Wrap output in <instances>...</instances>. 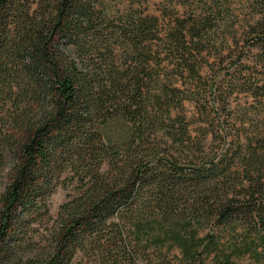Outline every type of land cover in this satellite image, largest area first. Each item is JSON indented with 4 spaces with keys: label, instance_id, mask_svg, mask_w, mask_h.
Returning <instances> with one entry per match:
<instances>
[{
    "label": "trees",
    "instance_id": "16d2710c",
    "mask_svg": "<svg viewBox=\"0 0 264 264\" xmlns=\"http://www.w3.org/2000/svg\"><path fill=\"white\" fill-rule=\"evenodd\" d=\"M118 1L0 0V264H264V131L227 128L221 87L237 69L203 73L241 28L264 48V0H193L173 28ZM185 104L213 131L194 137ZM117 117L132 134L106 144ZM65 184L78 195L44 228L49 249L25 256Z\"/></svg>",
    "mask_w": 264,
    "mask_h": 264
},
{
    "label": "rangeland",
    "instance_id": "374dc122",
    "mask_svg": "<svg viewBox=\"0 0 264 264\" xmlns=\"http://www.w3.org/2000/svg\"><path fill=\"white\" fill-rule=\"evenodd\" d=\"M197 1V0H196ZM193 4V6H191ZM134 5L135 8L143 10L146 14L150 16H157L160 19L161 27L170 23V28L175 26L176 18L180 17V19H188L192 14L189 13V10H185L184 6L190 9H195V4L193 0H119L118 7L120 9H126L127 7H131ZM240 5V3L238 4ZM245 13L248 11L244 8ZM243 19H249V16H240ZM245 23V22H244ZM246 25V23H245ZM243 30L240 29L239 38L242 42L238 48L231 47V49L225 50L223 55H220L221 49L218 48L215 52L212 51L213 56H207L209 62L206 64L203 73L209 72V74L213 77L214 75H219L220 79H225L229 77H234V70L237 69L240 74L237 75V79H231V82H224L221 91L223 93V99H221L222 103L227 106V114L230 113L229 124H227V128L230 129V133L236 134L240 133L242 139L245 135H256L260 134L261 130L264 131V93L259 90L258 86L260 83L256 82H264V53L261 47L255 45V43L249 38L245 40V38L240 37ZM216 55L218 60L214 58ZM224 62L223 66H220V63ZM163 73V72H162ZM229 73V74H227ZM226 75V76H224ZM216 76V77H217ZM178 79V78H177ZM174 81L173 84L175 86L180 87L181 89L184 87L185 83L189 84V81L183 83V79H178ZM256 80V81H254ZM185 81V80H184ZM251 81H254L251 83ZM216 87L219 86L220 82H216ZM184 94V93H183ZM185 95H188L185 92ZM213 100L210 99V102ZM208 102V103H210ZM204 102L202 106L213 107V104H208ZM216 107V106H215ZM177 109V108H176ZM203 109V108H202ZM232 112H229L230 110ZM183 113V124L190 125L194 130L193 136H197L200 134L204 135L206 130L209 132L213 131L211 126L212 117L210 119H205L204 115L201 116L195 108L190 107L189 104H185V108L179 110ZM226 115V113H225ZM245 121L246 131L242 130V123ZM209 123V124H207ZM103 139L106 144H121V142H127L130 138L132 131L131 125L128 121L117 117L109 120L102 128ZM206 135V134H205ZM244 136V137H243ZM220 137V138H219ZM254 137V136H253ZM216 138L218 139L214 144L211 143L213 137L209 135L207 140H205V150L204 152H208L210 148L214 149V147L221 146L222 136L216 133ZM245 139V138H244ZM123 142V143H124ZM211 145H214L211 147ZM166 150H173L171 148V143H168ZM106 170V167H103ZM77 194L76 189H74L73 185H60V187L56 188L54 193L48 198V206L49 213L52 221L48 222L46 225L44 224L41 228H37L36 237L33 239L35 244H38L35 248H32L29 252H24L25 256H32L34 254H41L42 251L48 250L49 245H51L50 235L45 229H51L55 225V221L57 216L59 215L60 208L63 204L68 202L70 197H75ZM141 246L145 247L147 245L141 244ZM22 252V253H23ZM21 255V254H20ZM164 254L160 260H157V257H152L150 262L138 261L137 264H179L178 260L173 259L170 255L169 257H165ZM81 261V256H77L72 264H79Z\"/></svg>",
    "mask_w": 264,
    "mask_h": 264
}]
</instances>
